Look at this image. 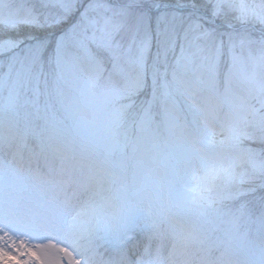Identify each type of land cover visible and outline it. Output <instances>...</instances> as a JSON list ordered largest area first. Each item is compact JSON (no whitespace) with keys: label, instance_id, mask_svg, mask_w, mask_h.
Segmentation results:
<instances>
[{"label":"snow or ice","instance_id":"snow-or-ice-1","mask_svg":"<svg viewBox=\"0 0 264 264\" xmlns=\"http://www.w3.org/2000/svg\"><path fill=\"white\" fill-rule=\"evenodd\" d=\"M0 264H264V0H0Z\"/></svg>","mask_w":264,"mask_h":264}]
</instances>
